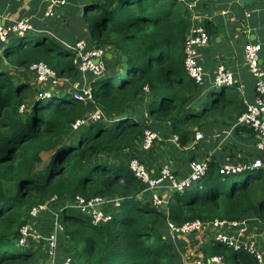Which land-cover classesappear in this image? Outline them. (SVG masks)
I'll return each mask as SVG.
<instances>
[{"label": "trees", "instance_id": "16d2710c", "mask_svg": "<svg viewBox=\"0 0 264 264\" xmlns=\"http://www.w3.org/2000/svg\"><path fill=\"white\" fill-rule=\"evenodd\" d=\"M189 1L67 0L61 23L44 17L45 7L42 11V24L54 28V34L34 21L35 29L0 41V264L40 263L42 244L30 240L22 246L18 235L30 221L31 208L46 201L49 208L38 216V228L52 230L53 211H59L65 230L58 253H71L73 264H184L186 240L195 235L172 240L168 220L182 224L196 218L255 217L264 227V164L226 174L214 157L200 181L173 191L159 207L130 168L133 156L148 164L158 143L168 141L169 131L186 145L195 139V130H205L211 121L229 126L246 109L235 86L230 89L236 91L218 92L214 84L200 85L185 70L183 43L193 15ZM204 24L209 33L217 30L209 21ZM58 35L62 40L54 37ZM83 37L89 46L112 51L105 72L93 80V103L74 97L71 88L38 96L32 82L16 80L5 68L6 59L23 68L44 60L59 76L76 79L81 71L65 41ZM97 106L103 117L84 124L71 138L72 124ZM235 126L247 131V138L256 137L252 127ZM146 128L162 137L149 150L142 148ZM239 158L251 160L249 154ZM78 194L123 199L112 219L92 225L89 213L65 207ZM213 230L217 227L208 223L200 230L208 236V245L199 250L205 252L204 262L220 254L226 264H256L247 250L214 239ZM47 258L45 253L43 264H49Z\"/></svg>", "mask_w": 264, "mask_h": 264}, {"label": "built area", "instance_id": "2783aa9c", "mask_svg": "<svg viewBox=\"0 0 264 264\" xmlns=\"http://www.w3.org/2000/svg\"><path fill=\"white\" fill-rule=\"evenodd\" d=\"M67 0H47L44 9V17L63 15V6ZM197 14L199 21L187 33L183 52H184V66L187 73L200 85L206 82V69L200 59V51L202 47H206L210 42V33L204 24V16ZM35 29L32 17L30 15H22L10 22H0V41H7L12 34L23 35L26 32ZM66 46L73 54V60L78 66L81 74L92 73L95 77L100 76L106 69V49L102 46H89L88 41L84 38H79L73 43L65 42ZM262 44L260 42L247 41L244 43V56L248 70L254 78L255 95L254 100H244L246 109L238 115L237 124L247 125L252 127L256 133V146L259 150H264V66L260 62V52ZM105 52V54H104ZM105 55V56H104ZM214 73L213 84L222 89L230 88L238 83V78L234 72L225 64L216 66ZM30 71L35 76V82L38 87L50 88L40 90L41 97L58 94L57 86L60 85L65 78L58 75L57 71L44 60L34 61L29 66ZM78 85V87H77ZM80 83H76L75 89H72L74 96L86 102H94V95L92 88L80 87ZM56 87V88H55ZM78 91H77V89ZM54 92V93H53ZM56 92V93H55ZM24 104L21 105V109ZM91 112L93 121L99 120L104 113L100 107H95ZM80 119H77L74 124H77ZM73 126V125H72ZM196 139H201L203 134L197 130ZM180 135L173 133L170 139L181 145L179 142ZM142 139V148L149 150L156 139H162L159 133L152 128H146ZM260 156L255 157L250 161H225L220 165L221 173H241L247 169H253L263 166L264 160ZM210 158L199 159L193 158L189 161V173L187 176H180L174 170L169 162L163 163L157 171H153L147 164L138 156L130 158V168L135 175L146 185L148 190L153 193L152 201L155 206H160L167 202L157 188L164 183L172 190L183 191L190 184L200 181L206 175L209 166ZM55 195L51 200L55 199ZM123 196H104L96 195L86 197L83 195H76L71 201L65 205H69L79 209L80 211L91 216L92 225L106 222L113 217L115 208L121 205ZM111 204L113 209L107 212L105 207ZM49 208V201L34 205L30 210V221L24 223L20 228L18 235V243L22 246L29 244L30 240L41 243L42 248L48 256L49 264H73V256L71 253L64 250L61 257L58 254L60 233L65 230V224L59 219V211H53L54 224L52 230L42 232L38 227V216L43 214V211ZM206 223L216 228L213 230V237L216 240L226 242L235 249H244L250 252L256 258V264H264V230L262 232H249L251 228L249 221L228 218H215L204 221L200 218L187 220L182 224H177L173 220H168V233L172 240H177L182 236L201 230ZM233 230V231H232ZM203 264V259L189 262L188 264ZM205 264H226L224 258L220 254H212L207 259Z\"/></svg>", "mask_w": 264, "mask_h": 264}, {"label": "crops", "instance_id": "0c3cea01", "mask_svg": "<svg viewBox=\"0 0 264 264\" xmlns=\"http://www.w3.org/2000/svg\"><path fill=\"white\" fill-rule=\"evenodd\" d=\"M0 1L3 2L0 5V22H10L22 15H30L36 26H40L46 21L42 16L46 0ZM203 2H206V4ZM204 5L207 6L204 7ZM188 6L193 12L188 32L199 21L198 15L195 13L203 15L205 17L203 20L211 23V29L215 27L217 29L214 32H210L209 44L204 48L202 47L200 51V59L206 69V86L213 84L216 66L225 64L238 78V83L234 86L239 91V94L244 97V100H254L255 82L246 64L244 43L253 41L262 44L260 62L264 66V0H256L250 5L243 4L240 0H190ZM42 25L47 27L46 24ZM76 82L77 80L74 81V84ZM79 83L83 84V82ZM236 121L237 119L229 126H224L221 121H211L209 127L205 130L197 129L203 134L201 139L194 137L195 139L186 145H177L176 142L170 139L174 132L169 131L168 141L158 143L153 155L148 158L147 165L151 170L157 171L163 163L169 162L178 175L187 176L190 168L189 161L193 158L204 160L205 158H210L211 161L215 157L221 165L228 160L240 161L239 157L244 154H249L252 160L250 154L252 152L264 157V150H259L256 146L257 137L252 136L249 139L246 136L248 134L247 131L236 130ZM241 162L245 161L241 160ZM157 191L167 199L174 190L167 187V184L164 183L157 188ZM145 194L147 196L153 195L151 191H147ZM106 207L108 208V206ZM255 219L257 218L245 217L240 220L250 222L255 221ZM254 223L252 226L250 223L249 232H262L264 230V227L258 226L256 221ZM201 235H203L200 239L201 245L207 246L208 236H206L205 231H202ZM185 238L187 237L185 236ZM186 242V248L189 249L191 244L189 240H186ZM38 247L40 246L38 245ZM41 248L38 249L40 255L39 264H43L45 256ZM58 254L60 256V253ZM184 255L185 253H183ZM185 257L183 263L188 264L190 261H187Z\"/></svg>", "mask_w": 264, "mask_h": 264}, {"label": "rangeland", "instance_id": "374dc122", "mask_svg": "<svg viewBox=\"0 0 264 264\" xmlns=\"http://www.w3.org/2000/svg\"><path fill=\"white\" fill-rule=\"evenodd\" d=\"M82 2L84 1V0H81ZM52 18H58L59 19V22L61 23V22H63V21H65V19H66V17H64V18H62V16H61V18L60 17H58V16H52ZM48 28H51L50 26H47L45 29V31H48V32H50V33H52V34H54V32H56L55 31V29L54 28H51L50 30L48 29ZM54 37H56V38H59L60 40H62V37H60L59 35L58 36H54ZM84 38V40L86 39L87 40V38L86 37H83ZM104 54H105V52H104ZM111 55H112V51L111 50H106V58H108V60L110 59V57H111ZM105 56V55H104ZM107 61V60H106ZM5 64V68L6 69H8L9 70V72L10 73H13L14 75H16L17 76V79L16 80H22V81H29L30 83H31V81H32V84L33 85H36V82L34 81L35 80V76H34V74L32 73V71H30V69L29 68H23V67H20V66H16V65H14V64H12V63H10L7 59H6V62L4 63ZM107 68V67H106ZM106 70V69H105ZM78 77L76 78V79H74L73 77H66L65 78V80L60 84V85H58L57 86V88L58 89H60V88H71V89H75V87H76V84H74V81L75 80H77V82H83V84H80L79 86L80 87H83V86H85V88L87 87V88H92L93 87V80L96 78L95 77V75H93L92 73H87V72H85L84 74H81V75H77ZM76 82V83H77ZM32 85V86H33ZM36 87H38V86H35V88ZM77 87H78V85H77ZM214 88H212V89H215L216 91H220L221 90V87H217V86H213ZM56 88V87H55ZM37 89V88H36ZM65 89H62L64 92L66 91ZM77 89V88H76ZM229 89V90H228ZM233 89V90H232ZM232 89H230V88H227V90L228 91H234L235 90V88H232ZM77 91H78V89H77ZM236 91V90H235ZM66 95V97H70L71 96V94L69 93V92H66L65 93ZM72 94H73V96H74V93H73V91H72ZM38 96H41V94H38ZM75 97V96H74ZM94 102H95V99H94ZM88 103V102H87ZM93 103V102H92ZM25 107H26V103H24V108L23 109H21L20 108V110H24L25 109ZM27 108H28V106H27ZM91 112L90 111H88L87 112V114L85 115L86 117H83V118H81L80 119V121L77 123V124H72L73 126H72V128L71 129H69V131H68V134L70 135V137L71 138H75V136H74V134H76L77 133V131L78 130H80V128L84 125V124H86V123H88V122H91V121H93V118L91 117ZM117 158V156H115V159ZM118 159H119V157H118ZM143 163L144 164H146V162H144L143 161ZM47 202V201H46ZM167 205H168V203H167ZM167 205H165L166 206V208L165 209H167L168 207H167ZM108 206V208L107 207H105V209H106V211L107 212H111L112 211V209H113V206H111V204H109V205H107ZM168 210V209H167ZM59 219H60V215H59ZM60 221H62L61 219H60ZM201 232L202 231H200L199 229L198 230H196V232H194V235H195V239H194V236H192V237H190V244H191V247L189 248V249H185V255L184 256H186L185 257V259L187 260V261H190V262H194V261H196L197 259H201V258H203L202 257V255L204 256V257H206V255H205V252L202 254V253H198L199 252V250H203L204 249V247L203 246H201V241H200V239H201V237L203 236V235H201ZM193 233H191V234H188V235H186V237L187 238H184V239H188L189 238V236L190 235H192ZM182 237H185V236H182ZM192 239H194L193 241H192ZM198 245V246H197ZM198 251V252H197ZM205 263H207V262H203V264H205ZM194 264H197V262L196 263H194Z\"/></svg>", "mask_w": 264, "mask_h": 264}, {"label": "water", "instance_id": "95a60500", "mask_svg": "<svg viewBox=\"0 0 264 264\" xmlns=\"http://www.w3.org/2000/svg\"><path fill=\"white\" fill-rule=\"evenodd\" d=\"M243 4H247V5H250L252 4L254 1L256 0H240ZM36 95L39 94L40 90H43V89H50V88H42V87H36ZM54 93V92H53ZM56 93V92H55Z\"/></svg>", "mask_w": 264, "mask_h": 264}]
</instances>
